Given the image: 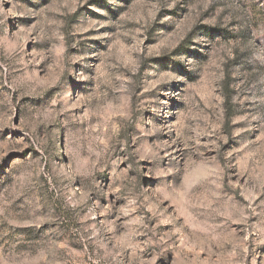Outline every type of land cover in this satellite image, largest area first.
Wrapping results in <instances>:
<instances>
[{
    "label": "rangeland",
    "instance_id": "rangeland-1",
    "mask_svg": "<svg viewBox=\"0 0 264 264\" xmlns=\"http://www.w3.org/2000/svg\"><path fill=\"white\" fill-rule=\"evenodd\" d=\"M0 264H264V0H0Z\"/></svg>",
    "mask_w": 264,
    "mask_h": 264
},
{
    "label": "trees",
    "instance_id": "trees-1",
    "mask_svg": "<svg viewBox=\"0 0 264 264\" xmlns=\"http://www.w3.org/2000/svg\"><path fill=\"white\" fill-rule=\"evenodd\" d=\"M68 45H69V42H68ZM69 47V46H68ZM226 107L228 108V105H227V103H226ZM229 111V110H228Z\"/></svg>",
    "mask_w": 264,
    "mask_h": 264
}]
</instances>
